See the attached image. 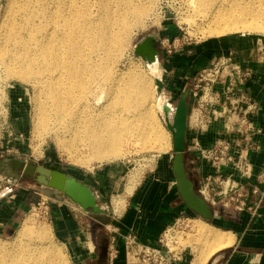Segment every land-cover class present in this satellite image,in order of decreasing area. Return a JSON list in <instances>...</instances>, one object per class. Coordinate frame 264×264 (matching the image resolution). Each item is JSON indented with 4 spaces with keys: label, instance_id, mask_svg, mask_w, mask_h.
<instances>
[{
    "label": "rangeland",
    "instance_id": "obj_1",
    "mask_svg": "<svg viewBox=\"0 0 264 264\" xmlns=\"http://www.w3.org/2000/svg\"><path fill=\"white\" fill-rule=\"evenodd\" d=\"M85 1L73 0V5L79 8ZM87 1L92 6L91 9L94 15L90 23H96L95 19L100 22L107 10L112 8L115 0ZM135 2V7L128 14L130 19L128 26L131 33L123 37L125 40L119 46L114 43L109 47L101 41L90 40L89 32L86 31L93 30L91 25L73 19V43H78L79 47L82 45L89 58L90 70L86 73L84 79L86 81L85 86L89 87V90L93 89L94 95L91 96L89 103L92 114L97 118H102L108 112L109 96L118 86V80H113L112 76L118 74L121 79V74H124L126 80L122 79L121 82L125 85L136 75L138 82L147 81L149 84L150 99L154 104V109L160 121L168 129L167 120L173 121L174 111H171L170 115L167 116L162 109L163 104L169 102L175 110L179 100L186 97L189 107L192 97L191 114L193 110L198 109V103L195 102V95L192 91L198 92L197 97H199L201 88L196 87L198 85V81H196L198 72L195 76H193V72L201 71L207 66L204 65L197 70L201 62L200 52L203 50L204 44L206 45L208 41L218 39L228 41L232 39V43L235 44L237 36L250 37L256 39L259 44L264 43V32L262 31L228 30L223 33L210 32L216 28L217 24H223L225 18L228 17V20H232L235 17L236 6H243L254 14L264 7V0H224L221 13H217L219 12L218 8L215 11L213 6L195 9L190 3L192 0H135ZM8 5L9 0H0V50L3 46L6 31L4 20ZM141 6L147 7L145 8L147 14H145L146 12L142 14ZM65 30L68 31L63 28L61 23L58 24L55 27L54 38L56 40L64 38ZM48 32L51 33V31ZM109 35L114 36L112 33ZM150 37L152 40H149ZM62 41H64V44L61 47L59 46L60 49L67 48L69 46L67 39ZM143 46H147V48L158 53L160 62V74L158 76H154L149 70L141 53ZM75 58L76 55L73 54L74 66H76ZM19 64L18 61L11 62L7 60L4 62L0 60V160L20 159L28 163L56 168L69 173L87 186L89 190L94 189L97 191L99 198L95 197V200L99 211L91 206L87 210L96 219L93 223L95 227L100 228L99 245L95 249L97 258H100L102 246L108 244V235H110L112 229L110 225L127 208L128 200L135 195L143 184H146L147 178H157L162 183L163 192H165V189L169 191V186H172L177 196L176 179L172 171V158L174 155L172 134L168 129L169 137L167 139H150L147 142H139L138 145L129 142L127 144L130 153L127 156L101 163L99 158L95 156L96 152L79 148L81 142L76 140L75 137L77 136L73 135V127L68 124L73 119V114L69 116V121L67 119L62 128H57L59 126L54 127L55 119H50L47 113L49 104L46 84L44 83L47 78L44 77L40 67L35 65V77L32 80H27L19 75ZM98 76H100L98 81L90 79ZM80 82V77L73 80V100L70 95L67 99V105L73 109V113L76 109L75 98L81 95V92L75 91L74 88ZM101 85L106 86L110 94L107 98L97 102L98 93H102L100 88L104 87ZM111 99L110 107L114 103L113 97ZM198 129L200 127H197ZM6 131L13 133V136L8 137ZM198 146L195 145L194 147L192 142L189 143V141L186 145L187 169L193 177L194 164L191 161L194 159L202 160V148ZM84 160H87L88 164L84 165L81 162ZM9 173L8 169L0 171V200H8L10 194L19 189L35 190V195L37 194L38 198L36 204L27 210L26 216L24 215L11 229L0 234V240L13 241L17 230L29 217L33 219L35 226H48L53 234V241L63 249L68 264H77L71 247L61 238L64 233L56 214L59 213L57 208L61 203L60 201L73 206L72 198L58 190L38 185L33 178L25 174L21 173L20 176L13 177ZM195 176H198V174L195 173ZM132 179L135 180V187L133 192L128 195L126 190L133 182ZM194 179L198 181L195 177ZM232 179L235 180V178ZM226 181L228 180L226 179ZM199 183L200 185L196 187V190L198 194L205 198L201 191L205 182L201 179ZM232 184L230 182L229 186H232ZM225 186V184L222 185L218 181L217 189L215 188L210 195L208 190L205 192L209 195H207L208 200L205 199L211 204L212 208L223 206L224 203L220 202L217 196L224 190H228ZM10 187L14 188L12 192L4 195L6 189ZM159 190L161 189L159 188ZM244 194H249V191ZM244 194H242L241 200L239 196L237 197L240 201L235 199V203H230L227 208H245L248 202L244 198ZM42 196L48 198L45 204L42 203ZM119 198L126 199V206L120 213L114 210L113 204L114 200ZM216 201L217 203L214 205ZM181 216L184 217L181 220H184L185 227H183L185 230L182 233L183 236L177 237L180 244L183 243V246H189L188 250L193 252V256H195V246H199L200 241L195 235V225L193 224H196V222L193 220L203 218L191 210L188 213L183 211ZM218 218L209 223L217 227L224 226L227 229L228 222L224 221L223 218ZM193 256L192 258H194ZM92 264L98 263L93 262Z\"/></svg>",
    "mask_w": 264,
    "mask_h": 264
},
{
    "label": "bare ground",
    "instance_id": "obj_2",
    "mask_svg": "<svg viewBox=\"0 0 264 264\" xmlns=\"http://www.w3.org/2000/svg\"><path fill=\"white\" fill-rule=\"evenodd\" d=\"M223 2L224 0H192L190 3L195 9L213 6L215 11L218 8L217 13H221ZM134 3L135 0H115L112 8L107 10L100 22L95 19L96 23H90L94 15L87 0L79 8L73 5V0H9L4 20L6 31L0 50V60L18 61L19 75L27 80L35 77L34 66L40 67L47 78L44 82L49 104L47 113L50 119H55L54 127L62 128L73 114V119L70 121L68 119V124L73 127L76 140L81 142L79 148L96 152L95 156L101 163L127 156L130 153L127 144L129 142L138 145L139 142H147L150 139L169 137L168 129L158 118L150 99L149 84L147 81L138 82L136 75L125 85L121 82L122 79L126 80L124 74H121V79L118 74L113 75V80H118V86L109 96L108 112L102 118L95 117L91 112L89 100L94 93L93 89L89 90V87L85 86L84 79L90 70L89 58L82 45L79 47L78 43H73V19L91 25L93 30L86 31L89 32L90 40L101 41L109 47L114 43L119 46L125 40L123 37L131 33L128 14L135 7ZM145 8L147 7L141 6L142 14L146 12ZM60 23L68 31L65 30L64 38L56 40L55 27ZM228 30L264 32V7L252 14L245 7L238 5L235 7V17L232 20L225 18L223 24H217L210 32L223 33ZM110 33L114 36H110ZM63 39H67L69 46L60 49L64 44ZM141 53L149 70L154 76H158L160 74L158 53L147 46L141 48ZM73 54L76 55V66L73 65ZM79 77L81 82L74 90L81 92V95L75 98L76 109L73 113V109L67 105V99L70 95L73 100V80ZM90 79L98 81L100 76ZM100 92L102 93H98L97 102L110 94L106 86L101 87ZM112 97L114 103L110 107ZM162 109L166 115L174 111L169 102L163 104ZM81 162L84 165L88 164L87 160ZM4 165L5 161L1 162L0 169ZM132 180L126 190L128 195L135 187V180ZM90 192L99 198L97 191L92 189ZM113 204L114 210L120 213L126 206V199H115ZM193 221L196 222L193 224L195 235L200 241V245L195 246L193 264H207L209 258L217 251L235 243V236L231 231L200 218ZM92 248L90 244L87 252L90 253ZM66 258L63 249L53 241L50 228L46 225L35 226L33 219L29 217L17 230L13 241L0 240V264H68Z\"/></svg>",
    "mask_w": 264,
    "mask_h": 264
},
{
    "label": "crops",
    "instance_id": "obj_3",
    "mask_svg": "<svg viewBox=\"0 0 264 264\" xmlns=\"http://www.w3.org/2000/svg\"><path fill=\"white\" fill-rule=\"evenodd\" d=\"M232 41V39L229 41L218 39L204 44L203 50L200 52L201 62L200 65L198 64L197 70L204 65H211L217 58L231 52L235 54V61L241 67L253 69V77L240 86L238 91L248 98L250 101L248 104L253 103L249 119L256 132L250 139H246L245 135L228 131L225 120L219 118L212 119L209 125L197 130L190 116L192 112L191 97L188 107L186 145L189 141L194 147L199 145L198 147L201 148H211L219 140L228 141L232 151H235L238 157V162H241L240 160L243 158L251 163L252 175L248 178L241 177L235 165L223 167L220 173L226 177L235 178L239 186L247 184L248 188H258L257 193L251 191L249 194H244L239 191L229 197H226L223 192L219 193L217 198L224 204L219 208L218 206L213 207L216 212L215 219L219 217L218 219L223 218L228 222L227 229L224 226L221 227L234 234L235 243L217 251L209 258L207 264H264V58H261L256 51L259 45L256 39L237 36L235 44ZM197 72H193V76ZM201 158L202 160L191 161L194 164V171L192 170L194 177L198 180L197 186L200 185L201 179L205 181L211 177L213 192L215 188L217 189L218 179L216 176L218 172L209 159L204 158L202 154ZM195 173L198 176H195ZM161 184L157 178H147L146 184H143L128 200L127 208L113 220L110 225L112 229L108 235L107 245L110 253L111 243L114 241L118 255L111 259L109 254L105 264H145L139 247L142 244L156 246L165 229L182 218L183 211L190 212L179 196L178 188L176 196L172 186H169V191L165 189L163 192ZM35 192V190L19 189L11 193L8 200H0V234L15 226L27 210L36 204L38 195H35ZM242 194L247 199V206L243 209L235 207L228 209L230 203H235L238 196L241 200ZM60 202L57 208L59 213L56 214L64 233L61 238L71 247L77 264L97 263L99 258H97L95 249L99 245L100 228L93 224L96 219L89 210L82 208L74 201L73 206L63 201ZM216 203L217 201L214 202V205ZM64 229L66 230L64 231ZM90 244L93 248L88 253L87 249ZM187 247L182 264H190L194 259L192 258L193 252L188 250L189 246Z\"/></svg>",
    "mask_w": 264,
    "mask_h": 264
},
{
    "label": "built area",
    "instance_id": "obj_4",
    "mask_svg": "<svg viewBox=\"0 0 264 264\" xmlns=\"http://www.w3.org/2000/svg\"><path fill=\"white\" fill-rule=\"evenodd\" d=\"M257 53L261 58H264V43H261L257 47ZM254 75L253 69L243 68L235 61V54L229 53L225 56L217 58L213 63L201 71H198L196 75V81L198 85L196 87L201 88V95L198 96V92L192 91L195 95L196 103L198 106L191 114V119L194 122V127L204 128L209 125L210 121L215 118L223 119L226 122V129L230 132H237L245 135L246 139H250L252 134L256 132V129L249 119V112L251 105L247 97L241 95L238 88L249 81ZM254 102V101H253ZM196 106V105H195ZM6 134L13 136V133L6 131ZM202 155L209 159L212 166L217 170V181L220 184H225L228 190H224L226 197L237 192L246 193L253 191L258 192V188H248V185H241L233 180L232 176L226 177L220 173L223 167L229 165H235L238 168L241 177H249L252 175V165L247 159L241 158V162H238L235 151H232L230 143L226 140H219L215 146L211 148H202ZM226 179L228 181H226ZM232 179V180H231ZM205 185H202V193L207 198L205 192L208 190L211 194L214 187H212L211 177L207 178ZM230 182L232 186H227ZM14 188H7L4 195L10 194ZM208 195V196H209ZM42 203L45 204L48 201L47 197H43ZM184 218V217H182ZM184 220L179 218L175 224L165 229L159 238L156 246L144 245L139 247L142 255V260L145 264H182L183 257L186 253L187 246L180 244V240L177 236H183L184 233ZM184 226V227H183ZM186 226H188L186 224ZM182 228V229H181ZM110 258L114 259L118 255V249L115 246L114 241L111 243ZM190 264H193V260Z\"/></svg>",
    "mask_w": 264,
    "mask_h": 264
},
{
    "label": "water",
    "instance_id": "obj_5",
    "mask_svg": "<svg viewBox=\"0 0 264 264\" xmlns=\"http://www.w3.org/2000/svg\"><path fill=\"white\" fill-rule=\"evenodd\" d=\"M188 103L186 97H182L174 110L173 121L167 120V128L170 130L173 138L174 155L172 158V170L175 175L176 185L183 202L194 213L201 216L207 222H213L216 218V212L211 204L196 190L195 183L191 180L187 169L186 136L188 127ZM167 116H169L167 114ZM5 161V165L0 169H8L10 176L17 177L21 173L33 178L38 185L46 186L65 193L72 200L78 203L82 208L93 207L99 211L95 197L90 190L79 180L69 173L51 168L41 164L28 163L20 159L0 160ZM109 256V246L103 245L98 259V264H105Z\"/></svg>",
    "mask_w": 264,
    "mask_h": 264
},
{
    "label": "trees",
    "instance_id": "obj_6",
    "mask_svg": "<svg viewBox=\"0 0 264 264\" xmlns=\"http://www.w3.org/2000/svg\"><path fill=\"white\" fill-rule=\"evenodd\" d=\"M189 176L191 178V180H193V182L195 183V186L197 187V181L194 179V177L189 173Z\"/></svg>",
    "mask_w": 264,
    "mask_h": 264
}]
</instances>
